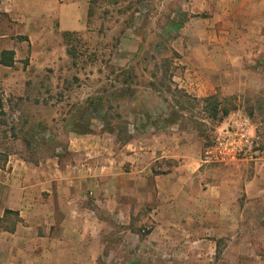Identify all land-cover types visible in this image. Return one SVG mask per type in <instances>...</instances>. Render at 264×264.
Masks as SVG:
<instances>
[{
	"label": "crops",
	"instance_id": "obj_1",
	"mask_svg": "<svg viewBox=\"0 0 264 264\" xmlns=\"http://www.w3.org/2000/svg\"><path fill=\"white\" fill-rule=\"evenodd\" d=\"M113 3L138 6L140 20L151 18L154 36L165 42L157 51L170 55L175 92L203 112L211 98L246 109L254 155L202 163L203 131L176 96L149 84L137 100L156 130L122 146L105 134L75 132L41 157L2 145L0 264H103L113 218L123 225L125 246L127 231L150 214L154 229H171L175 213H191L189 205L215 214L216 229H240L247 214L264 226V0H0V87L9 90L30 68L46 69L56 34L67 55L64 35L93 30L98 10ZM234 106L223 107V116ZM3 127L0 120V133Z\"/></svg>",
	"mask_w": 264,
	"mask_h": 264
},
{
	"label": "rangeland",
	"instance_id": "obj_2",
	"mask_svg": "<svg viewBox=\"0 0 264 264\" xmlns=\"http://www.w3.org/2000/svg\"><path fill=\"white\" fill-rule=\"evenodd\" d=\"M139 9L115 3L101 8L93 30L69 36L67 55L57 34L49 38L53 52L46 69L30 68L17 74L9 90L0 87V99H6L0 102V146L41 157L55 153L70 132L105 134L122 146L142 130H156L155 119L147 118L137 100L148 84L181 101L203 131L204 146L219 133L229 116H223V107L233 102L220 106L211 98L203 112L198 101L175 92L169 52L157 51L165 42L154 36L151 18L135 14ZM234 107L232 112L248 116L246 109ZM189 207L191 213H175L171 229H154L155 214H150L127 231L125 246L119 245L123 225L113 218L111 257L103 264H264V226L253 221L257 216L244 215L240 229H216L215 214Z\"/></svg>",
	"mask_w": 264,
	"mask_h": 264
},
{
	"label": "built area",
	"instance_id": "obj_3",
	"mask_svg": "<svg viewBox=\"0 0 264 264\" xmlns=\"http://www.w3.org/2000/svg\"><path fill=\"white\" fill-rule=\"evenodd\" d=\"M256 144L249 117L235 111L226 126L203 147L201 162L230 165L247 160L253 157Z\"/></svg>",
	"mask_w": 264,
	"mask_h": 264
},
{
	"label": "trees",
	"instance_id": "obj_4",
	"mask_svg": "<svg viewBox=\"0 0 264 264\" xmlns=\"http://www.w3.org/2000/svg\"><path fill=\"white\" fill-rule=\"evenodd\" d=\"M65 40L67 43H69V41L71 40L70 38H68L70 36V33H66L65 35ZM67 52L70 53V49L68 48L67 49ZM6 57H4V55H2L1 59H0V62L4 61ZM222 114H227V110L226 109H223L222 110Z\"/></svg>",
	"mask_w": 264,
	"mask_h": 264
}]
</instances>
